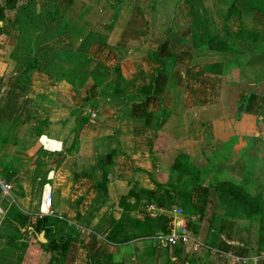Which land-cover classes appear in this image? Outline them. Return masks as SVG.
<instances>
[{
	"label": "crops",
	"instance_id": "crops-1",
	"mask_svg": "<svg viewBox=\"0 0 264 264\" xmlns=\"http://www.w3.org/2000/svg\"><path fill=\"white\" fill-rule=\"evenodd\" d=\"M118 1L77 38L75 0H0V232L17 206L76 226L54 264H264V168L250 169L264 160V0L181 4L167 38L140 21L139 1L134 13ZM199 34L226 47L196 49ZM131 61L150 67L129 92ZM0 245L12 257L1 264H26Z\"/></svg>",
	"mask_w": 264,
	"mask_h": 264
},
{
	"label": "rangeland",
	"instance_id": "rangeland-1",
	"mask_svg": "<svg viewBox=\"0 0 264 264\" xmlns=\"http://www.w3.org/2000/svg\"><path fill=\"white\" fill-rule=\"evenodd\" d=\"M12 1V0H11ZM93 0H75L74 2V11L71 13L73 20L75 21L74 25L72 26L70 32H72L75 36H77V38L79 37H83L87 34V28H85V26L89 23L92 22L93 20L96 22H107L109 23L108 20H106L104 18L105 13V9H109V7H113V5H115L114 3H112V0H99V2L96 3V6L94 4H92ZM131 1V0H130ZM133 1H139V7H140V13L143 14V17L140 18V21L145 25V23H147L148 25H150V27H154L155 25H157V33H160V38H167V32L171 31V29L173 28V24L174 21L178 18H176L175 13H177L176 11L178 10V8L181 7V4H187L188 6L191 5L192 3H194L196 5V9L199 10V0H132ZM189 1V2H187ZM201 1V0H200ZM135 2H133V4H129L128 6H125V9H127L130 13L131 12H135L136 8L134 6ZM62 6V5H61ZM64 7L69 8L70 6L64 5ZM127 11V13H128ZM179 15V12L177 13ZM121 16V15H120ZM188 17H191L190 15L186 16L185 21L188 19ZM69 18H71L69 16ZM41 19V24H43V26H45V29L42 30L43 34L47 33L50 36H45V37H53L54 35H52V31H50V28L48 27H52V24L50 22L45 23L44 21V17L40 18ZM59 19V18H58ZM57 19V20H58ZM111 19V17H110ZM143 19V20H142ZM39 19H35V21L37 22ZM39 22V21H38ZM59 20L56 22L58 23ZM45 23V24H44ZM49 23V24H48ZM48 24V27L46 26ZM105 26L107 24H101L100 26ZM181 26V25H180ZM182 27V26H181ZM73 29V30H72ZM151 29V28H150ZM154 30V29H153ZM158 35V34H156ZM196 40V39H195ZM219 42L222 41L220 39V37H218L217 35H213L211 37H209L208 39V43L210 44L211 42ZM200 45V44H199ZM216 45H220L223 47V45L221 44H216ZM157 48V46H155ZM205 48L211 49L210 46H207V44L205 46H196V49L199 50H204ZM263 47H261V49H263ZM131 50H133L130 47ZM148 49V48H147ZM131 50L129 52V54L131 53ZM212 50V49H211ZM144 52V53H143ZM142 53L144 55H142ZM145 56V51L140 49V53L139 56L141 57ZM158 53H151L150 57L151 59L155 62L158 63L159 60H161V57L158 56ZM150 67V64H146L145 62L139 63L136 61H131L128 63L127 65V70L126 75L128 76V79H126V83L129 92L131 91V89H133L134 83H136L138 81L139 85L143 84L144 82H147V79L142 76V77H137L139 74L143 75L145 74V72L147 74H149L148 68ZM142 72V73H141ZM257 72H260V74L263 75L264 70H260L257 68ZM138 74V75H137ZM261 75V76H262ZM165 82H162V85H165ZM149 85V84H148ZM145 87H150V86H145ZM162 95H164V97H167L166 93H161ZM156 106H158V101H156ZM14 128V127H13ZM163 130V128H162ZM13 131V130H12ZM165 131H167V127L165 126ZM159 133V132H158ZM255 167L257 170H261L264 168V160L263 158H259L258 160H256L255 165L252 166L250 169L252 170V168ZM254 173L255 170H252ZM38 190H35V194H37V196L39 195V188H37ZM261 212V211H260ZM11 212L9 213L8 221L6 222V224L4 225V228L1 230L0 232V244H8L11 242V233L17 231L16 230V224H14V222L11 220L10 218ZM14 216H16V218H18L17 214H13ZM35 220V219H34ZM31 221V218H30ZM31 223V222H30ZM264 228V223L262 226V229ZM63 234H67V230H63L62 231ZM22 237L24 239H27L28 234H22ZM262 237V236H261ZM263 237H264V231H263ZM262 237V240L264 241ZM36 241H33L35 240ZM244 240V239H243ZM240 238V242L243 241ZM261 240V242H263ZM37 245L38 250H36L37 252H33L32 254H29L31 252H29V249H18L15 250V258L17 260V262H22L24 261V263H29L30 264H54V262H56V254H60V251H57L55 253V250L51 249L50 246L47 244V242H44L38 238H33L32 240H30V245ZM32 245V246H33ZM256 245H259V242H257ZM1 246V245H0ZM1 249V247H0ZM28 250V252H27ZM53 250V251H52ZM33 251V250H32ZM7 253L1 254L3 256V258H1L0 260V264L2 263V259H5L6 261H11V250L6 251Z\"/></svg>",
	"mask_w": 264,
	"mask_h": 264
},
{
	"label": "trees",
	"instance_id": "trees-1",
	"mask_svg": "<svg viewBox=\"0 0 264 264\" xmlns=\"http://www.w3.org/2000/svg\"><path fill=\"white\" fill-rule=\"evenodd\" d=\"M122 0L118 1L121 2ZM57 14L58 11H53L51 14H49L48 18L46 21H56L57 20ZM196 40H195V46H210L212 50H222L226 46L225 44L223 45H216L220 43H216L213 41H210L211 43L209 44L207 41L209 39L208 36L206 35H196ZM194 40V39H193ZM200 44V45H199ZM158 53V52H156ZM159 56V55H158ZM89 61V56L85 54H79L78 56V63H76L75 67L76 70H80V72L87 66ZM163 62L162 59L159 60V63ZM29 66H37L31 63ZM95 80L98 85H101L104 81L103 78L98 77L95 75ZM106 90H109V93L107 94L109 98H112L115 96L113 94V90H115V87L108 83L105 86ZM105 96V95H103ZM166 116V111L163 112L162 117L163 119ZM164 121H160V124H162ZM159 124V125H160ZM102 186V185H101ZM104 187V186H102ZM13 213H11L10 218L16 224V230L14 233L11 234V242L8 243L7 245L12 246L13 248L16 249H26L30 245V240L33 238H38L42 241L47 242V244L50 246L51 249L53 250H60L63 252L62 254H66L68 251L72 241L73 237L77 232L76 226L71 224L69 221H67L65 218H61L59 215H48V216H41L39 215L36 218H33L32 215L27 214L23 210H21L19 207L14 206L12 209ZM261 211V212H260ZM257 213L258 215H263L264 216V208L260 207V203L257 200ZM13 214H17L18 218L14 216ZM31 218V221H30ZM35 219V220H34ZM31 222V223H30ZM63 230H67V234H63ZM264 231V228H263ZM22 234H28L27 239H24L22 237ZM44 235V237H42ZM264 239V237H263Z\"/></svg>",
	"mask_w": 264,
	"mask_h": 264
},
{
	"label": "built area",
	"instance_id": "built-area-1",
	"mask_svg": "<svg viewBox=\"0 0 264 264\" xmlns=\"http://www.w3.org/2000/svg\"><path fill=\"white\" fill-rule=\"evenodd\" d=\"M49 187V189H48ZM13 188L12 185L6 184L3 186L4 192L8 193ZM52 204H53V190L48 185L45 188L44 199H43V212L52 213ZM44 215V214H42ZM41 215V216H42ZM172 245H187L191 242V237L187 233H173L166 239ZM199 247V244L196 245Z\"/></svg>",
	"mask_w": 264,
	"mask_h": 264
},
{
	"label": "bare ground",
	"instance_id": "bare-ground-1",
	"mask_svg": "<svg viewBox=\"0 0 264 264\" xmlns=\"http://www.w3.org/2000/svg\"><path fill=\"white\" fill-rule=\"evenodd\" d=\"M44 141H46V143H48V141H47V138H44ZM51 145L53 146V147H56L58 144L57 143H54V142H52L51 143ZM56 145V146H55ZM48 189H49V187H48Z\"/></svg>",
	"mask_w": 264,
	"mask_h": 264
},
{
	"label": "water",
	"instance_id": "water-1",
	"mask_svg": "<svg viewBox=\"0 0 264 264\" xmlns=\"http://www.w3.org/2000/svg\"><path fill=\"white\" fill-rule=\"evenodd\" d=\"M42 237H44V235H42Z\"/></svg>",
	"mask_w": 264,
	"mask_h": 264
}]
</instances>
